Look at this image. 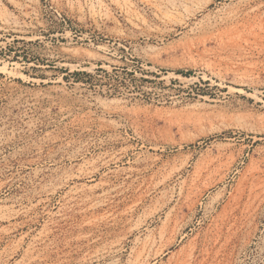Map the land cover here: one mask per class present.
Returning a JSON list of instances; mask_svg holds the SVG:
<instances>
[{"label":"rangeland","instance_id":"obj_1","mask_svg":"<svg viewBox=\"0 0 264 264\" xmlns=\"http://www.w3.org/2000/svg\"><path fill=\"white\" fill-rule=\"evenodd\" d=\"M0 264H264V0H0Z\"/></svg>","mask_w":264,"mask_h":264},{"label":"bare ground","instance_id":"obj_2","mask_svg":"<svg viewBox=\"0 0 264 264\" xmlns=\"http://www.w3.org/2000/svg\"><path fill=\"white\" fill-rule=\"evenodd\" d=\"M40 147L41 148H39V153H42L43 151L42 146ZM89 152H90V148H85V147L83 149L79 148L77 150L76 149L74 150L72 144L69 143L66 148L64 149L62 148V150H58V151L55 150V152H52L51 155L48 156L49 157L48 161L51 162L52 165L58 167L55 170H51L50 168L44 169L45 166H43L44 170H39L37 172L38 174L36 175V178L38 179L41 177L42 178V179L40 178L41 180H46L48 177H53V175L51 174L55 172L57 173L59 170L63 168L64 169L63 174L59 176V180H57V182H54L52 184V189L50 190L53 193H58L60 190L64 189L65 187H68L71 183H74L77 180L90 179L91 181H95L98 177L101 176L102 174L101 171L105 166L110 165L113 161H116L117 163L122 161L121 158H117V157H111L110 159L106 158L105 160H102L104 154H100L97 156L93 155L91 157H88ZM159 159L160 158H158L157 160H152L151 164H149L147 168L149 169L150 167L157 165ZM208 159H209V163L212 164L215 158H208ZM39 160L38 159L31 160L29 163L33 164V162L35 163L36 161ZM188 162L189 161H187L186 164H188ZM75 169L77 170L75 171ZM99 180H100L99 183H101V185L97 184L95 186V191H98L99 189L104 190L107 185V182L104 179L100 178Z\"/></svg>","mask_w":264,"mask_h":264}]
</instances>
